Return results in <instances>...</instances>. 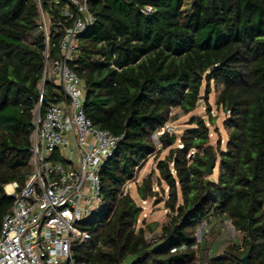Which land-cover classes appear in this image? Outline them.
Returning <instances> with one entry per match:
<instances>
[{
    "label": "trees",
    "instance_id": "1",
    "mask_svg": "<svg viewBox=\"0 0 264 264\" xmlns=\"http://www.w3.org/2000/svg\"><path fill=\"white\" fill-rule=\"evenodd\" d=\"M89 7L97 22L68 65L86 85V116L120 139L100 172L102 204L82 224L92 238L75 248L79 263L244 264L250 252L249 264H264V0H92ZM53 11L49 50L57 58L64 29L58 6ZM46 49L38 1L0 0V228L15 201L5 185L20 190L32 173ZM212 83L223 85L217 106L230 111L224 147L210 142ZM56 88L46 81L43 108L62 99ZM203 88L208 121L193 116V128L165 132L159 147L156 132L177 119L175 108L194 111ZM150 157L168 191L149 176L137 193L163 202L170 217L153 242L151 227H138L143 208L124 194ZM226 220L238 237L217 243L215 228Z\"/></svg>",
    "mask_w": 264,
    "mask_h": 264
},
{
    "label": "built area",
    "instance_id": "2",
    "mask_svg": "<svg viewBox=\"0 0 264 264\" xmlns=\"http://www.w3.org/2000/svg\"><path fill=\"white\" fill-rule=\"evenodd\" d=\"M37 1L47 49L34 109L33 169L22 189L16 182L5 185L7 195L15 201L0 228V264H80L75 248L92 238L82 224L102 204L100 172L120 138L86 116V85L68 65L79 38L97 22L89 7L92 0H50L49 8ZM53 5L58 6L59 24L64 29L57 58L49 50ZM142 12L150 15L153 7L147 5ZM46 81H53L58 86L55 91L63 97L43 108ZM165 132H171L169 125L156 132V143Z\"/></svg>",
    "mask_w": 264,
    "mask_h": 264
},
{
    "label": "rangeland",
    "instance_id": "3",
    "mask_svg": "<svg viewBox=\"0 0 264 264\" xmlns=\"http://www.w3.org/2000/svg\"><path fill=\"white\" fill-rule=\"evenodd\" d=\"M223 85L212 83V91L209 96V103L211 105V113L215 118L214 123H209L210 127V142L216 146L219 139H221L222 147L225 146L228 140V128L224 126V121L227 118L226 112L220 107L217 106L216 101L220 91L222 90ZM201 104L197 108L188 113L184 114L180 108H175L173 110V115L177 117L176 120L169 123L171 127V133H176L180 135L185 129L193 128L194 124H191V118L195 115L202 116L206 120L208 119V110L207 105L204 103V88L202 90ZM208 121V120H207ZM179 143V141H178ZM160 147L161 143H157ZM169 148L162 150V153L159 159H163L168 154ZM217 166L214 170V173L211 175V179L216 180L220 170ZM151 176L157 186L158 190L165 188L166 192L168 191L167 185L165 182H162V186H158L160 180L159 170L157 169V159L150 157L138 170L137 175L133 181H131L129 186V191L134 197L139 206L143 208V212L138 220V227L150 226L147 232L148 242H153L161 236L162 226L170 220L169 211L165 208L163 202L156 203L154 199L148 201H142L137 193V186L142 182L146 177ZM209 230V227H206L204 224L199 228L197 236L198 240L201 241L204 235V231ZM214 236L219 243L222 240H230L232 238H237V232L231 223L230 220H226L223 226H220L219 223L215 228Z\"/></svg>",
    "mask_w": 264,
    "mask_h": 264
},
{
    "label": "water",
    "instance_id": "4",
    "mask_svg": "<svg viewBox=\"0 0 264 264\" xmlns=\"http://www.w3.org/2000/svg\"><path fill=\"white\" fill-rule=\"evenodd\" d=\"M202 97V96H201ZM201 104V101L198 102V105ZM36 123L35 122H32V125L34 126ZM215 166V160L212 158L210 160V163L208 165V173H210L212 171V169L214 168ZM249 256H250V252H247V254L242 258V262L244 264H249Z\"/></svg>",
    "mask_w": 264,
    "mask_h": 264
},
{
    "label": "bare ground",
    "instance_id": "5",
    "mask_svg": "<svg viewBox=\"0 0 264 264\" xmlns=\"http://www.w3.org/2000/svg\"><path fill=\"white\" fill-rule=\"evenodd\" d=\"M11 186H8V188L10 189Z\"/></svg>",
    "mask_w": 264,
    "mask_h": 264
}]
</instances>
